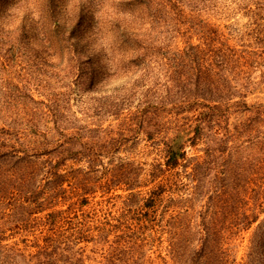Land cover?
<instances>
[{
	"label": "trees",
	"instance_id": "trees-1",
	"mask_svg": "<svg viewBox=\"0 0 264 264\" xmlns=\"http://www.w3.org/2000/svg\"><path fill=\"white\" fill-rule=\"evenodd\" d=\"M183 1L166 0V13L180 15ZM58 11L52 4L36 11L42 22L26 27L24 17L5 33L0 27V68L16 67L5 80L16 84L0 85V264H84L79 246L92 242L109 245L104 264H132L149 240L159 239H167L162 264H236L229 246L254 224L245 264H264V104L249 101L256 87L250 69L264 66V52L208 21L183 28L181 21L155 20L158 25L145 28L102 20L91 8V17L73 10L66 20ZM257 24L252 34L263 25ZM9 56L13 63L4 61ZM56 57L63 66L47 65ZM45 66L54 71L38 77L62 74L71 88L92 94L114 88V94L94 98L92 113L111 114L123 124L116 147L140 133L146 137L157 158L143 184L140 167L121 164L112 171L114 184L127 195L84 210L99 191L113 193L96 176L103 155L83 140L55 154L23 124L28 117H50L58 126L65 115L57 100L38 102L27 94L31 69ZM234 116L236 127L242 119V132L259 126L260 137L246 141L247 147L235 140L243 134L228 139L226 122ZM190 150L197 154L189 157ZM80 162L84 168H74ZM109 206L117 210L104 209ZM17 235L21 242H6Z\"/></svg>",
	"mask_w": 264,
	"mask_h": 264
},
{
	"label": "rangeland",
	"instance_id": "rangeland-1",
	"mask_svg": "<svg viewBox=\"0 0 264 264\" xmlns=\"http://www.w3.org/2000/svg\"><path fill=\"white\" fill-rule=\"evenodd\" d=\"M52 4L58 6L59 20L68 19L72 15L73 10L77 15L86 18L87 15L91 17L88 11L89 8H91L93 14L94 10H100L97 16H101L102 20L105 19L114 23L126 22L130 26L134 24L135 26H142L145 28L155 23V20L162 24L169 22L173 25L181 21L184 26L183 28H185L188 22L194 24L193 27L196 28L197 25H201L205 21H208L212 24L221 26V29L225 32L231 31L234 36H242L245 44L258 46V51L264 52V10L261 9L264 6V0H184L182 5H180L182 10V12L179 13L180 15H177L176 10H172L168 14L166 13L168 10L164 6L167 4L166 0H0V27L3 28V33L8 30V26L10 25L19 26L21 24V19L24 17L28 18L26 27L30 26V23L33 21L42 22L43 19H41V15L36 11L43 8L47 9ZM15 16H18V19H15ZM254 23H258L257 25L263 24L261 27H258L256 34H252L251 32V29L255 27L253 25ZM155 24L158 25L157 23ZM255 35L260 40L258 45H253V36ZM106 40L109 39L106 38ZM56 58L59 59V57ZM68 58L69 57H66L65 63H68ZM58 59H54L55 61L49 60L47 65H59L61 62L60 59ZM4 61L6 63L14 62L13 58L10 56L9 58L4 57ZM31 61L34 62L33 60ZM60 65L63 66L62 63ZM45 67L46 69L42 68L40 72H36L35 68L31 69L34 72V79L31 87L27 89V94L38 102L47 103L49 100H57L56 102L64 108L65 115L59 117L60 121H58V126L55 124L54 118L50 117H40L41 120H34L28 117L27 122H23V124L27 128L36 131L38 134L36 140L44 144L45 148L52 150L51 152H56L55 154L62 151L64 147L62 145L71 142L78 143L80 142L79 140H83L84 142L94 145L92 149L93 153L98 152L103 155L97 164L96 169L98 173L96 176L102 186L111 184L113 193L104 195L99 191L96 196L90 200L91 204L85 207L84 210L94 208L97 201L107 200L115 195H123V197L127 195V192L121 190V185L114 184L117 180H114L116 175L112 171L121 164H133V168L140 167L142 171L138 177L140 178L141 184H143L145 181V172L150 169V164L157 158L156 152L151 147V144L147 142L146 137L140 133L134 140H128L123 146L116 147L117 142L114 141V139L118 137L117 133L121 130L120 128L123 127V124H120L117 117H112L111 114L100 116L92 113L96 106L94 98L97 99L106 94L112 95L114 94L112 91L114 88L110 87L109 89H104L101 93L94 94L85 92L84 88L81 86H74L71 88L70 80H63L62 74H55L53 79H46L45 76L40 75L38 77L39 73L51 75L52 71H54V68L49 70L48 66ZM1 68L0 85L5 84L11 86V84H16V81H5L8 79L10 70L16 67L7 68L5 70ZM17 70H19V68H17ZM250 72L253 73L250 79L252 83H256L254 85V87H256L253 94L250 95L249 101L250 103L257 102L258 104H264V66L254 64ZM87 111L89 113L85 114L84 112ZM241 120V118L238 119V127L235 126V116L233 119H230V122H226V124L230 123L228 139L231 138L234 140L235 137L238 136V133L243 134L244 136L240 141L239 139L235 140L247 147L246 141H252L260 137L258 133L259 126L253 127L254 129H252L251 132H242L239 128ZM57 127L63 130V133H57L54 130ZM262 130L264 129H259V131ZM44 133H48V136L46 138L47 142L43 143ZM78 137H80V139ZM232 142L230 144L233 145ZM74 146L77 150H81L80 146ZM201 148V146L198 147V149ZM195 154H197L196 151L190 150L188 156L191 157ZM84 165H86L84 162H80L74 168H84ZM67 166L69 169L73 167V163L70 161L67 163ZM200 205L201 204L198 202L193 208ZM104 209L113 212L117 210V208L111 206L104 207ZM263 219L264 214L260 217V220ZM256 227L257 224H254L250 230L241 233V235L233 240L229 246L231 259H233L236 264H245L246 261H248L247 255L250 253L249 243ZM17 236L19 237L8 239L6 242H21L22 237L20 235ZM160 237L161 234H157L155 239ZM110 239L112 241L113 236H111ZM162 239H166L165 235H163ZM165 241L162 242L161 239H159V241L151 242V240H149V244L146 248L138 251L137 259L134 260L132 264H162L159 256L164 257L166 254L167 244ZM79 247L83 250L84 264H104L102 256L108 254V244H95L92 242L89 244H82ZM30 250L33 251V249ZM19 264L29 263L27 261H21Z\"/></svg>",
	"mask_w": 264,
	"mask_h": 264
}]
</instances>
